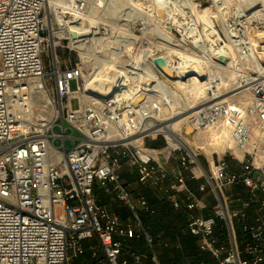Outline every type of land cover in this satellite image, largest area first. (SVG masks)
Masks as SVG:
<instances>
[{"label": "built area", "instance_id": "built-area-1", "mask_svg": "<svg viewBox=\"0 0 264 264\" xmlns=\"http://www.w3.org/2000/svg\"><path fill=\"white\" fill-rule=\"evenodd\" d=\"M255 22L264 25V9ZM72 31L58 13L54 22L46 0H0V264H72L85 256L87 240L96 242L90 264H130L129 255L142 262L147 254L128 244L134 238L146 241L152 264H176L160 258L142 217L143 212L153 215L155 207L144 195H135L133 182L122 176L126 165L135 168L140 184L166 196L175 208L188 209V229L198 237L199 249L214 259L197 264H264L261 72L254 65L243 68L241 83H248L253 93L246 108L225 96L207 101L225 88L210 78L207 103L185 114L183 125L197 131L223 121L231 129L234 148L244 152L240 156L228 148L239 169L225 151L212 157L206 170L182 134L143 129L150 98L134 103L117 91L109 97L88 92L86 79L93 71L87 61L67 58L77 50ZM249 43H240L244 54ZM58 46L69 50L67 57L59 55ZM150 56L156 66L157 55ZM213 59L212 66L221 70V62ZM130 63L128 76L123 75L127 83L139 70L136 62ZM122 77L117 81L121 86L126 83ZM150 92L163 98L160 104L171 105L175 98L169 90ZM74 98L78 106H73ZM254 125L261 132L260 143L253 140ZM153 132L165 136L166 146L147 145L145 138ZM186 172L205 180L193 189ZM235 187H243L244 193ZM96 188L116 192L132 219L125 221L98 202ZM208 192L217 200L213 207L207 203ZM207 207L213 212H197Z\"/></svg>", "mask_w": 264, "mask_h": 264}, {"label": "rangeland", "instance_id": "rangeland-1", "mask_svg": "<svg viewBox=\"0 0 264 264\" xmlns=\"http://www.w3.org/2000/svg\"><path fill=\"white\" fill-rule=\"evenodd\" d=\"M88 1L89 2H87L86 10L84 11L86 14L84 17L86 18L84 22L86 23V25L91 26V18L97 21V24H99L100 26V34L103 36L104 42L107 45L102 44V42H95L88 49V53L86 56L82 55L79 50H72V53L69 55V57H67L69 54V50L64 46H58L57 50L59 55H63L64 58L67 57L71 60H74L75 58L78 59V57H83V59L87 61L89 70H92L94 72L100 69V67L104 63V60L115 57L113 56L115 55L114 53H116L114 52V50H125L122 53V56L118 57L117 59L120 67L122 69H126L127 65L132 61L131 57L133 58V56H137L138 54L144 52L143 48L145 47V45L149 44V48L151 49L150 51L155 55L167 53L169 51V48L173 46L174 48L185 50L188 53L190 51V53H192V55L197 58V62L202 66V69L208 70V73H210V69H212V71L216 69L208 61V59H210V52L207 48H205V46L207 44H216L217 41H221L222 43H224L226 38L229 39V42H231L229 34H227V31H225V26L227 24L226 20H229L230 22H232V20L234 21L235 19H237L236 17L241 9H243L245 6H252V3L254 2V0H250V2L249 0H192L199 4L193 5L190 0H143L142 2H137L138 0ZM65 4L71 6L72 9L73 5L70 0H53V2L49 6H47V11L51 13L54 22L56 21L57 13L58 15H60V11L63 10V5ZM196 6L198 7L196 8ZM224 9L228 10V13L226 15H224L223 13ZM241 26L242 25H239V27ZM165 33L170 35L168 38H166V40L163 39V35ZM251 33L252 30L247 29L246 27V29H244V34H246V36L241 33L242 37L239 38H242L244 40L249 39V34ZM253 36H255V34H253ZM63 44L65 45L67 43L65 42ZM127 48H130V50H126ZM235 53L237 54L236 51ZM246 53L248 56H251V49L247 48ZM258 55L262 63L264 64V50H259ZM148 58L152 61L151 56H149ZM248 65H253L250 59H245V63L231 65L228 68L222 67V69L220 70L221 74L218 73V75H222L226 79L227 83L225 84L224 88V90L226 91H222L224 92V94L220 97H228L232 93L238 91V89H235L237 86L238 76L242 72H244L243 68L247 67ZM156 69L158 68L156 67ZM174 72L175 74H177L176 71ZM229 73H231V77H228ZM160 75L161 77H163L162 73H160ZM190 76H194V74H190L189 77ZM163 78H165V76ZM206 79L207 76L204 75L200 79L191 78L189 82L184 85H181L179 83L172 84V88L176 93L174 94V100L171 102L177 104L179 109L182 110L181 112L185 111V113L203 106L209 94L207 92V82L205 81ZM260 79H264V77L262 76L260 77ZM126 86L129 87L131 86V84L129 83ZM150 96L154 101L161 103L158 95H156L155 93H150ZM252 97L253 93L249 89L236 93L234 96L230 97L229 100L241 104L244 108H246L250 103ZM199 103L201 105H198ZM72 104L73 106H78V99L74 98L72 100ZM161 105H165L162 108V112L166 113L164 116H169L170 114H172L173 108L170 104L167 103ZM190 105H194V107L189 110L186 109ZM159 116L163 115L159 114ZM175 127L176 132L182 134L183 137L195 149L198 154L197 157L199 158L201 163H203L206 170L210 169L209 161L212 159V157H217L218 153L220 155H226L228 153L227 157L239 165L238 160L232 158V155L228 152L229 146L237 154L238 149H235L232 143L231 129L229 127H226V124H223V121H221V123L215 127L207 128L202 131L188 129L183 125V123L177 124ZM226 128L228 129V131ZM252 133L253 140L257 143H260L261 132L256 125L253 126ZM160 137H162L165 141L163 146L152 147L161 148L166 146L167 144L165 136L161 133L153 132L145 138V141L147 143V140L149 138H159L160 140H162ZM56 143L58 144L59 142L57 141ZM225 151H227V153ZM243 154L244 152L241 151V154L238 155L241 156ZM196 165L197 161L192 162L193 167H195ZM197 170L199 173L201 171L205 173L204 169L200 170L197 167ZM122 176L126 180H130L133 182V189H136L135 192L142 189V187H140L138 174L135 168L126 165L122 169ZM202 177H204V175H202ZM146 188L149 191H153L151 187ZM226 190L229 191L230 189L226 188ZM139 195H144L149 200L146 194ZM98 200L107 203L110 208L120 214L125 221H128L132 218L128 206L124 204V202L118 197L116 192L107 193L104 189L100 188L98 192ZM216 202V198L212 197L209 204L213 207L215 206ZM217 220L219 223L223 222V219L219 217L217 218ZM154 221V226L156 228L157 225L160 226V231H158L157 235H161L162 239L164 236H169L168 233L170 232V229L166 225V220H158V218H155ZM167 241L169 242L165 244L163 241L162 245L164 248H162V250L173 251L172 247L174 242H172L171 239H168ZM181 245L182 243L180 244V246ZM176 246L179 247L177 243ZM86 247L87 253L88 255H90L92 252V247L89 242H87ZM182 247V264H186L190 261H187L188 257L186 254L187 250L185 246ZM148 252L149 251L147 248L143 249L141 253L147 254V256H142V262H137L135 260V264H152ZM83 260H85L83 259V257L74 258L72 260V264H84Z\"/></svg>", "mask_w": 264, "mask_h": 264}, {"label": "bare ground", "instance_id": "bare-ground-1", "mask_svg": "<svg viewBox=\"0 0 264 264\" xmlns=\"http://www.w3.org/2000/svg\"><path fill=\"white\" fill-rule=\"evenodd\" d=\"M70 1L73 5L72 9L71 6L65 4L63 5L64 6L63 10L60 11V15L58 16L60 19L63 18L66 21V26L70 30L77 31L78 33L77 43H75L74 46L77 48V50L80 51L82 55L86 56L88 53V49L93 45V43L95 42L96 43L102 42V44H106V43L104 42L103 36L100 34L101 33L99 28L100 26L99 24H97L98 23L97 21L91 18L90 19V21L92 22L91 26L86 25V23L84 22V20L86 19L84 18L86 15L84 11L86 10L87 6L86 7L83 6L84 8L81 7L82 0H70ZM142 1L143 0H138L137 2H142ZM52 2L53 0H46V5L49 6ZM84 2L85 4H87V2L89 1L84 0ZM190 2L193 5H199L197 2H194L192 0H190ZM197 7L198 6H196V8ZM263 9H264V0H254L252 6L249 7L245 6L243 9H241L238 12V15L236 17L237 19H235L234 21L232 20V22L226 20L227 24L225 26V31H227V34H229L232 43L229 42L228 41L229 39L226 38L224 43H222L221 41L219 42L217 41V43L213 45L207 44L205 48H207L210 52V59H208L209 63L211 64L216 63V60L215 59L212 60V57L217 58L219 53H225L227 56L224 62L218 63L221 67L224 68H228L231 65L245 63V59H250L253 65L261 72V77L262 76L264 77V64L262 63L258 55L259 50H264V25H259L255 22V17L257 16V14H259V16L262 17ZM227 11H228L227 9H224L223 11L224 15L228 13ZM239 25L242 26L239 27ZM246 27L247 29L252 30V33L249 34V39H247L248 41H250L249 45L251 46L250 47L251 56H248L247 54L243 53L242 45L240 44L244 39L239 38L241 37L239 31L243 30L244 32V29H246ZM253 34H255V36H253ZM169 36L170 35L165 33L163 35V39L166 40V38H168ZM149 47H150L149 44L145 45V47L143 48L144 49L143 53L138 54L137 56H133V58L131 57L132 63L136 62L139 66V70L135 71V73L132 72V74H130L132 75L131 83H130L131 86L129 87L126 86L129 83L125 81V77L123 76V75L128 76V74L126 73L127 68L122 69L118 64L117 58L122 56V53L125 51L123 49L120 51L114 50V52L116 53H114L115 55L113 56L115 57L104 60V63L102 64L100 69L94 71L93 73H90V75L87 76L86 85L89 88V90L100 91L105 94L107 93L108 95L111 93H115L117 91L116 93L124 94L125 97H133L134 103H137L146 97L150 98L152 100L151 109L149 113L150 116L147 117L143 122L142 125L143 129L149 132L156 130H164L166 131V133L178 137L179 134L178 132H176L175 126L177 124L183 123L186 114L185 111L181 112L182 110L179 109L178 105L172 102L171 103V106L173 108L172 114H170L169 116H164L166 113L162 112L163 111L162 108L165 105L162 106L159 102H155L150 96L151 93L150 91H154L155 89H162L165 92L169 90L172 93V95H174L176 92L172 88V84L179 83L181 85H184L188 83L191 78L200 79L204 75L207 76L206 80H209L210 78L216 79L218 85L226 84L227 81L222 75L221 76L218 75V73L221 74L219 69H216L214 71L210 69V73H208V70L202 69V66L197 62L198 61L197 58H195L192 55V53H190V51L188 53L185 50L174 48L173 46L169 48V51L167 53L161 54L166 59V65L163 67V69L158 70L154 66L153 62L148 58L152 54V52L150 51L151 49ZM126 50H130V48H127ZM235 51L237 52V54L235 53ZM174 71H176L177 74H175ZM160 73H162L163 77L165 76V78L161 77ZM190 74H194V76L189 77ZM120 77H122V80L126 82L122 86L121 83H117ZM228 77H231V73L228 74ZM135 78H137L139 82H135ZM238 81L239 84L235 88L238 89V91L232 93L228 97H232L238 92L251 89L248 83L247 84L241 83V74L238 76ZM260 81L264 83V79H261ZM116 85H119L118 90L115 89L116 87H118ZM141 90L142 93L138 94V91ZM223 94L224 92L221 91L218 94L219 96H216L215 98L209 97L207 101H213L214 99L222 96ZM160 99L163 100L161 97ZM192 107H194V105L193 106L190 105L186 109L189 110L192 109ZM207 108L208 105H205L204 108L202 109H207ZM159 114L163 116L157 117V115ZM237 152L238 154H241V151L238 150Z\"/></svg>", "mask_w": 264, "mask_h": 264}, {"label": "trees", "instance_id": "trees-1", "mask_svg": "<svg viewBox=\"0 0 264 264\" xmlns=\"http://www.w3.org/2000/svg\"><path fill=\"white\" fill-rule=\"evenodd\" d=\"M160 138L162 140H160L159 138H156V139L149 138L147 140V145L159 146V147L163 146L165 141L162 137ZM187 181L190 185V180L188 178H187ZM140 187H142V189L137 190L136 192H135L136 189L134 190L135 194L136 195L146 194L147 197L149 198L150 203L155 207V210H156L153 215H147L145 212H143L142 217H143L144 222L149 226V230L154 237L156 250L159 252V256L162 259V261L165 263L182 264L183 262H182L181 251L183 249L182 246H185L187 250L186 254L188 257L187 261H190V262H187L186 264H197L201 259H204L207 262H214V259L210 255V253L203 252L199 249L198 237L192 234L190 230L188 229V212H189L188 209L185 207L177 209L173 206L171 201L166 198V196L155 191L153 188H152L153 191H149L146 188L147 186L143 187V185L140 184ZM99 189L100 188H96L95 190L97 200H98ZM98 202L105 203L99 200ZM108 207L110 208L109 205ZM110 209L113 210L112 208ZM155 218H158V220L159 219L166 220V225L170 229L169 230L170 232L168 233L169 236H164L162 239L161 235H157L158 231H160L159 230L160 226L157 225V228L154 226ZM168 239H171V241L174 242L173 247H172L173 251H169V250L163 251L162 250V248H164L162 245L163 241L165 244ZM176 243L177 244L182 243V245L177 247ZM128 244L131 245L133 249L142 251L143 249L147 248L149 251L146 241L143 238L142 239H136V238L129 239ZM128 258L130 259V264H135L136 261L133 257L129 255Z\"/></svg>", "mask_w": 264, "mask_h": 264}, {"label": "crops", "instance_id": "crops-1", "mask_svg": "<svg viewBox=\"0 0 264 264\" xmlns=\"http://www.w3.org/2000/svg\"><path fill=\"white\" fill-rule=\"evenodd\" d=\"M230 162H231L232 167H233L234 169H239V165L236 164L233 160H230ZM187 175H188V179L190 180V186H191L193 189H196L197 186L199 185V183H201L202 181L205 180L204 177H202V178H201V177L191 178L188 172H187ZM235 188H236V187H235ZM237 189H239L241 192L244 193V191H243L244 188H243V187H237ZM183 195L185 196V193H183ZM206 195H207V197H208V202H207V203H208V205H210L209 202H210L211 198L214 197V195H212L211 192H208ZM187 198H188V195H187ZM214 198H215V197H214ZM210 206H211V205H210ZM197 212H199V213H203V214H210V213H212L213 211H212L211 207H207V208H205L204 210H202V211H197ZM87 242H89L91 246L93 245V243L96 244V242H94V241L91 242V241H88V240H87V241H86V245H87ZM83 259H85V260H83V261H84V264H90V263L93 261L92 255H91V254L88 255L87 251H86L85 257H83ZM79 264H83V263H79Z\"/></svg>", "mask_w": 264, "mask_h": 264}, {"label": "water", "instance_id": "water-1", "mask_svg": "<svg viewBox=\"0 0 264 264\" xmlns=\"http://www.w3.org/2000/svg\"><path fill=\"white\" fill-rule=\"evenodd\" d=\"M72 35L74 37H77L78 33L77 31H72ZM227 56L225 53H219V55L217 56V59L220 61V62H224L226 60ZM154 63L155 65L157 66V68L159 70L163 69V67L166 65V59L163 55H157L154 57ZM89 93H92V94H98V95H102L100 94L99 92H96V91H92V90H88ZM113 93L109 94V95H106L107 97L111 96ZM104 96V95H103Z\"/></svg>", "mask_w": 264, "mask_h": 264}]
</instances>
